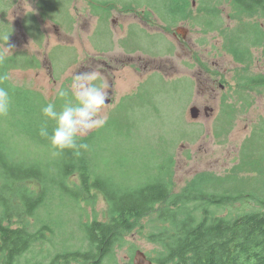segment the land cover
Returning a JSON list of instances; mask_svg holds the SVG:
<instances>
[{"label":"rangeland","instance_id":"1","mask_svg":"<svg viewBox=\"0 0 264 264\" xmlns=\"http://www.w3.org/2000/svg\"><path fill=\"white\" fill-rule=\"evenodd\" d=\"M83 4L94 16L92 28L79 16L86 13L81 12ZM237 12L239 15L241 11ZM233 13L230 0H0V45L8 37L7 45L13 46V55L0 64V75L9 77L0 81V86L9 90L11 108L21 98L31 97L42 98L46 105L54 104L59 110L70 96L58 97L57 89H67L74 74L102 70L101 64L93 65L98 57H133L132 64L112 63L113 75L108 72L95 82L107 91L110 100L102 110L109 123L95 131L90 144L92 153L98 150L97 159H106L96 161L98 171L115 178L136 175L161 160L163 152L164 156H173L175 193L197 175L208 173L225 180L221 185H209L211 192L213 187L218 191L228 189L249 202L248 197L259 201L264 199V133L259 131L264 129V88L250 97L236 89L242 66L223 44L228 29H238L236 34L245 38L259 24L264 35V17L241 13L239 16L250 18H239ZM53 26L69 31L68 35ZM163 27L171 33H162ZM83 35H88L86 46L90 41L99 54L90 50L92 56L80 65ZM171 62L173 71L168 75L162 69L139 71L142 66L163 68ZM208 72L214 73L215 81ZM250 73L264 74V48L253 49ZM240 96L249 102L244 108ZM230 103L235 107L232 113L227 110ZM193 107L198 109L197 118H191ZM13 119L12 112L0 117L3 126ZM13 130L22 129L19 126ZM29 131L33 132L32 128ZM253 131L256 135L249 143L246 140ZM37 137L43 139L38 132ZM22 141L27 143L29 139ZM121 156L125 159L118 160ZM29 185L40 187L35 181ZM240 203L227 206L222 213L232 217ZM7 205L16 207L12 200ZM249 205L253 210L264 209L258 202ZM104 207L101 198L88 204L84 201L77 209L46 202L31 218L32 230L50 216L55 234L49 237V243L34 245L27 258L33 263H46L63 247L77 248L81 237L78 223L95 215L104 219ZM151 219L147 217L141 224L145 226ZM149 233L147 227L129 233L114 260L103 264L132 263L136 250L152 261L158 247L148 240ZM47 249L52 252L47 253Z\"/></svg>","mask_w":264,"mask_h":264},{"label":"trees","instance_id":"2","mask_svg":"<svg viewBox=\"0 0 264 264\" xmlns=\"http://www.w3.org/2000/svg\"><path fill=\"white\" fill-rule=\"evenodd\" d=\"M230 2L239 18H250L239 16L241 13L264 17V0ZM237 10L241 11L239 15ZM72 25L74 22L69 29ZM256 26L245 38L236 34L238 29L226 28L223 44L224 50L242 66L236 89L247 97L264 88V74L250 73L253 49L264 48L263 29L259 24ZM240 99L242 108L249 104L247 98L240 96ZM42 106H46L42 98L24 97L10 108L9 113L14 117L11 124L7 121L3 126L0 120L3 137H0V207L3 208L0 264H103L114 260L129 233L136 229L141 232L146 227L150 230L148 240L158 247L152 264H264V209L253 210L249 205L258 202L264 207V199L253 201L248 197L249 202L243 195L228 189L218 191L215 187L211 192L209 185H221L225 180L208 173L197 175L175 193L173 156H164L163 152L161 160L144 168L142 173L122 174L117 178L101 174L96 161L106 159H97L98 150L92 153L90 148L97 132L81 141L89 145L87 151L64 150L53 155L49 141L37 137L39 127L45 122ZM234 109V105L227 104L228 113ZM19 126L22 130L14 132ZM47 126L51 132L55 125L47 121ZM259 131L264 133L262 127ZM255 133L246 141L250 143ZM25 138L29 139L27 143L22 141ZM122 159L125 157L118 160ZM31 181L40 187L33 189L29 185ZM95 198H101L105 205L104 219L95 215L85 223H78V237H81L77 248L63 247L46 263H33L27 258L34 245L49 243V237L55 234V222L50 216L32 230L31 218L46 202L77 209L80 203L88 204ZM9 200L16 204L15 208L7 205ZM236 202H241L236 214L231 217L222 213ZM147 217L152 219L144 226L141 221ZM51 252L47 249V253Z\"/></svg>","mask_w":264,"mask_h":264},{"label":"clouds","instance_id":"3","mask_svg":"<svg viewBox=\"0 0 264 264\" xmlns=\"http://www.w3.org/2000/svg\"><path fill=\"white\" fill-rule=\"evenodd\" d=\"M4 40L5 43L0 45V64L8 55H13V46L7 45L8 37ZM100 76L96 71L74 74L67 89H57L58 97L70 96V99H66L59 110L51 103L42 106L41 115L45 122L39 127L38 134L49 141L54 150L53 155H58L64 150L87 151L89 145L81 142L83 138L107 123V116L102 114V110L108 100V93L95 83ZM8 78L7 74L0 75V81ZM10 108L9 90L0 86V117L7 116ZM47 121H52L55 125L51 132Z\"/></svg>","mask_w":264,"mask_h":264},{"label":"flooded vegetation","instance_id":"4","mask_svg":"<svg viewBox=\"0 0 264 264\" xmlns=\"http://www.w3.org/2000/svg\"><path fill=\"white\" fill-rule=\"evenodd\" d=\"M161 26H159L158 28H157V30H159V28H160ZM175 33H176V31H175ZM180 38H182V36L180 37ZM183 39V38H182ZM172 54H168V55H166V56H171ZM123 57V56H122ZM122 57H119V56H117V55H113L112 57H107V59H100V57H98L97 59H95L94 61H93V65H94V68H95V66L97 65V64H101L102 66H103V69L102 70H100L99 71V73L101 74V76L103 75V74H107L108 72L109 73H111L112 74V72H111V70L113 69L112 68V63H115V64H122V63H129V64H132V62H133V60L132 59H134L133 57L132 58H125V59H121ZM169 60H171V57H169ZM86 66H88V65H86ZM82 68H83V66H82ZM82 68H80V69H82ZM87 70H91L90 68H88V67H85ZM139 68V67H138ZM152 67H147V66H142V67H140L139 68V71L140 72H144V71H150V70H160V69H162L167 75H168V73H170L171 71H173V63L171 62L169 65H167L166 67H163V68H161V67H159V66H157L156 68H153V69H151ZM94 71H96V68H95V70ZM200 71V74H198V75H201V73H202V71L201 70H199ZM96 72H98V71H96ZM209 74H208V77L211 79V80H213V81H215L214 79H213V75L212 74H214V73H210V72H208ZM113 75V74H112ZM109 100V99H108ZM109 102H110V100H109Z\"/></svg>","mask_w":264,"mask_h":264},{"label":"crops","instance_id":"5","mask_svg":"<svg viewBox=\"0 0 264 264\" xmlns=\"http://www.w3.org/2000/svg\"><path fill=\"white\" fill-rule=\"evenodd\" d=\"M84 3H87V0H84ZM83 5L84 6L82 7V11L81 12H84V13L86 12V13L84 15L83 14H79V16H80V18H82L84 20H88L89 23H90V26H91L90 28H92V25H93V22H94V16L89 13L88 5L87 4H83ZM74 24H75V22H74ZM73 26L74 25H72L71 28H73ZM53 27L56 28V30L58 32L62 33L65 36L68 35V33H69V31L59 29L58 26H53ZM165 29H166L165 27H163V29H162L163 30L162 33H164L165 35H167L168 33H171V31H172V30L168 31L167 29L166 30ZM167 31H168V33H167ZM87 36L88 35H83V39H80V40H82L81 42H84V43H80L79 44V53H78V55L81 57V60L79 62L80 65L84 64L87 61L86 58H89V56H92V53H90V50L97 51V54H99V51L93 46V44L90 41H88L89 44H88V46H86L85 43L87 41L86 40ZM86 55H88V56L86 57Z\"/></svg>","mask_w":264,"mask_h":264},{"label":"water","instance_id":"6","mask_svg":"<svg viewBox=\"0 0 264 264\" xmlns=\"http://www.w3.org/2000/svg\"><path fill=\"white\" fill-rule=\"evenodd\" d=\"M178 33V31H176ZM184 39V37L182 36ZM109 103V100H107L106 104ZM198 109L193 107L190 109L191 111V118H197V111ZM125 264H152L150 260L144 255L143 252L136 250L133 254V262L132 263H125Z\"/></svg>","mask_w":264,"mask_h":264},{"label":"bare ground","instance_id":"7","mask_svg":"<svg viewBox=\"0 0 264 264\" xmlns=\"http://www.w3.org/2000/svg\"><path fill=\"white\" fill-rule=\"evenodd\" d=\"M173 35H175V36H176V33L174 32V33H173Z\"/></svg>","mask_w":264,"mask_h":264}]
</instances>
